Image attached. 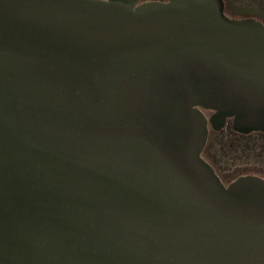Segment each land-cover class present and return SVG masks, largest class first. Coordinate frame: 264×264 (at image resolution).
Here are the masks:
<instances>
[{
    "label": "water",
    "instance_id": "1",
    "mask_svg": "<svg viewBox=\"0 0 264 264\" xmlns=\"http://www.w3.org/2000/svg\"><path fill=\"white\" fill-rule=\"evenodd\" d=\"M227 122L264 131V25L223 0H0V264H264Z\"/></svg>",
    "mask_w": 264,
    "mask_h": 264
},
{
    "label": "rangeland",
    "instance_id": "2",
    "mask_svg": "<svg viewBox=\"0 0 264 264\" xmlns=\"http://www.w3.org/2000/svg\"><path fill=\"white\" fill-rule=\"evenodd\" d=\"M206 113L209 114L208 111ZM227 126L231 127V122H227L220 131L210 130L203 155L215 165L226 183L245 173L264 177V131L236 136L229 134ZM240 140L245 147L238 149L234 145Z\"/></svg>",
    "mask_w": 264,
    "mask_h": 264
},
{
    "label": "flooded vegetation",
    "instance_id": "3",
    "mask_svg": "<svg viewBox=\"0 0 264 264\" xmlns=\"http://www.w3.org/2000/svg\"><path fill=\"white\" fill-rule=\"evenodd\" d=\"M223 3L224 12L228 16L254 19L264 25V0H223Z\"/></svg>",
    "mask_w": 264,
    "mask_h": 264
},
{
    "label": "trees",
    "instance_id": "4",
    "mask_svg": "<svg viewBox=\"0 0 264 264\" xmlns=\"http://www.w3.org/2000/svg\"><path fill=\"white\" fill-rule=\"evenodd\" d=\"M227 125V124H226ZM227 129H228V132H229V134H232V135H238V136H242V135H244V133H240V132H237V131H234L230 126H227ZM246 134H250V133H246ZM238 145V146H237ZM234 147H239L238 149H240V147H245V145H243V143L241 142V140L240 141H238V143H236L235 145H234ZM263 147H264V144H263ZM212 164V163H211ZM214 167H215V165L214 164H212ZM215 169H216V167H215ZM217 171V170H216Z\"/></svg>",
    "mask_w": 264,
    "mask_h": 264
}]
</instances>
